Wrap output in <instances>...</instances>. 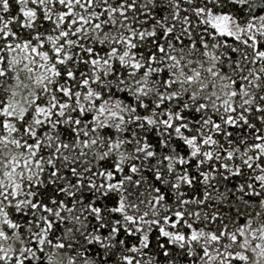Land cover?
Listing matches in <instances>:
<instances>
[{"label": "snow or ice", "instance_id": "1", "mask_svg": "<svg viewBox=\"0 0 264 264\" xmlns=\"http://www.w3.org/2000/svg\"><path fill=\"white\" fill-rule=\"evenodd\" d=\"M0 264H264V0H0Z\"/></svg>", "mask_w": 264, "mask_h": 264}]
</instances>
